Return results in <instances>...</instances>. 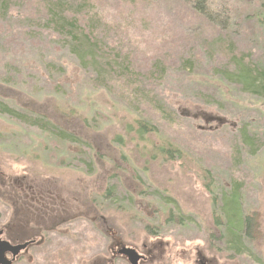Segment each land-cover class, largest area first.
<instances>
[{"label":"rangeland","instance_id":"1","mask_svg":"<svg viewBox=\"0 0 264 264\" xmlns=\"http://www.w3.org/2000/svg\"><path fill=\"white\" fill-rule=\"evenodd\" d=\"M93 2L90 15L95 36L106 44L108 51L119 53L129 64V71L139 78V91L163 106L188 109L178 126L169 130L171 135L161 132L152 141L166 144L169 140L178 145L174 134L184 132L183 127L198 129L204 131L200 135L217 154L208 150L199 153L185 144L182 160L151 164L146 163L151 157L149 149L148 153L143 150L146 143H139L134 156L137 167L130 163L126 167L130 175L141 177L140 196L134 199L137 204L123 201L126 198L120 193L114 196V207L95 199L87 203V170H96V164L90 155L76 153L89 154L86 146L76 143L69 151L62 141L47 139L37 129L0 115V170L14 177L30 172L41 182L52 180L42 186L66 195L69 200L78 194L80 199L72 201L87 204V230L82 231L76 222L69 226L73 228L74 255L67 261L65 256L64 264H78L81 249H87L85 261L106 249L111 225L106 226L104 219L126 241L139 242L149 236L148 230L154 229L171 250L179 252V258L194 255L198 249L208 258L215 256L219 264H256L257 260L264 264V97H251L222 79L220 63L225 56L217 51L218 44L233 40L237 53L264 58V28L259 31L252 20L237 17L233 19L230 40L216 43L217 40L210 42L211 39L199 36L203 29L190 18H178L172 0ZM231 4L234 9L239 8L237 0ZM39 5L40 0H14L9 9L0 5V97H5L4 103L19 112H24L22 107L29 103L35 109L46 107L50 114L60 110L63 117L74 113L94 128L92 135L104 133L109 140L114 135L125 136L129 124L136 129L134 123L140 116L137 109L96 80L93 68L72 52L73 38L60 34L51 25L54 23L42 19ZM210 34L218 36L216 31ZM220 123H226L225 128ZM241 123L249 124V134L257 133L262 147L258 149L256 144L250 149L241 143L242 155L234 160V168L225 158L230 140L239 135ZM135 136L132 130L128 144ZM132 143L130 149L136 146ZM142 169L149 172L150 180ZM239 183L237 199L232 202L231 192ZM89 187L93 192L99 189L97 184ZM127 187L138 191L133 182ZM7 189L12 190V186ZM223 205L229 220L233 213L259 218L257 233L253 228L251 242L244 244L250 258L219 254L211 248L223 234L224 228L216 226L217 222L224 225L226 221ZM166 206L176 213L172 222L163 215ZM67 243L71 242L60 239L56 245ZM177 262L174 264H181Z\"/></svg>","mask_w":264,"mask_h":264},{"label":"trees","instance_id":"2","mask_svg":"<svg viewBox=\"0 0 264 264\" xmlns=\"http://www.w3.org/2000/svg\"><path fill=\"white\" fill-rule=\"evenodd\" d=\"M93 1L40 0L39 6L43 11L42 19L54 23L51 25H55L60 34L64 35L67 33L73 38L72 52L80 57L79 59L83 64L88 63L93 68L97 75L96 80L99 83L102 82V84H105L102 86L110 91L122 95L120 96L121 99L137 109L140 116L134 123L136 129H134L133 124H129L126 127L128 129H125V136L123 134L114 135L110 141L105 138L104 133L100 134L97 132V134L92 135L95 132L94 128L90 125H85L84 122L86 120L76 116L74 113H72L73 115L69 114L63 117L59 113L60 110L52 111V114H50L46 107L42 106L40 109H35L29 103H26L25 107H22L24 112H19L9 108L4 103L5 97H0V115L7 116L19 123L37 129L47 139L62 141L69 151L77 145L76 143H82L86 146L89 154L83 151H77L76 153L79 155H90L96 164V170L93 171L91 168L87 170L88 181L91 180L90 182L87 181L88 183L86 182V190L84 191L87 203H91L95 199L96 202L98 201L104 205L108 204L114 207L116 206L114 196L120 193L121 196L123 195L126 198L123 201L129 200L130 202L131 200L129 204H133L134 206V204H137L134 199L138 195L140 196L139 192L142 188L140 184L141 177L130 175L131 172L126 167L127 163L128 165H133L135 168L137 167L134 156H136L135 152L140 144L146 143V145L143 144V150L148 153L149 149V155L151 156L146 163L151 164L153 162L162 164L182 160L184 155L183 146L185 144L190 145L194 151L199 153H207L204 150L212 151L215 154L217 153L212 145L209 144V141L207 144L204 142L207 140L200 135L201 133L204 134V131L198 129L191 130L183 127L184 132L179 130V134L173 135L175 137L173 140L178 145L169 140L166 141V144H157L152 141L151 138L157 136L159 138L160 134L162 135L161 132L166 134L172 127L178 126L179 121L184 119L186 114H188V109L170 105L163 106L159 104V101L149 98L139 91V78L135 72L132 70L129 71V64L125 59L120 57L119 53L114 55L111 50L109 52L105 46L106 44L103 41H99L97 35L95 36L90 15V9L94 10L92 5L94 3ZM172 1L173 5L177 6L174 10L176 16L178 18H186V20L190 18L194 24H198L199 28L203 29L200 31L199 36L201 35L203 39L205 37L207 41L211 39L210 42L217 40L215 42L220 43L226 38L230 40L232 27L234 26L233 19L237 17H243L244 20H252L253 25L259 31L264 28V0H237L239 3L238 9L233 8L231 4L232 0ZM167 2L168 0H166ZM13 3L14 0H0V5L7 9L11 8ZM168 7L171 8L172 6ZM214 31L217 32L219 38L218 36L213 37L210 34ZM199 36L197 37L198 39ZM261 45L264 49V40ZM235 46L237 44L233 40H230V42L225 41L224 45L218 44V53L224 54L225 56V58L222 57V62L220 63L221 69L219 72L221 73L222 79L225 78L228 84L240 87L244 93L251 97L263 98L264 58H253V55H250V53L246 55L244 53H237L234 48ZM137 70L139 71V69ZM224 95L226 96L225 93ZM224 124L226 123H220V126L225 128ZM240 126L238 131L239 135L237 137L234 136L229 142V148L226 152L228 156L225 158V161L231 163L234 168H236L234 160L238 161L242 155L241 143L250 147V149L256 144H258V149L262 147L257 133H248V123H241ZM132 130H134L136 136L135 139L130 138V144H128L127 140ZM106 140H109V142ZM182 140L184 143H182ZM132 142H135L136 146L130 149L129 145H132ZM115 148L118 151L116 153ZM223 154L225 155V153ZM143 155H145L144 152ZM142 170V173L146 174V177L150 180L149 172L146 169ZM133 172L135 171L133 170ZM129 182H133L138 191H130L127 187ZM94 184H97L99 187L97 192L91 191L89 187V185L92 186ZM240 187V183L236 184L231 192V196L233 197H231L232 202L234 198L237 199V191ZM76 197L79 198L78 194ZM103 200L106 202L103 203ZM163 200L165 201V199ZM168 204L171 205L169 201ZM166 208V210L163 209V215H166L168 217L167 219L170 220L169 222H172L171 220L176 213L174 214V211H170L167 206ZM225 208L226 205H223L222 212L226 216L228 212L227 209L225 211ZM230 218L231 220H229V217L228 219L227 216L225 217L226 221L224 225L218 222L216 223V226L220 229L222 227L224 228L222 230L224 235L222 234L220 238L216 239L211 248L219 254L225 252L237 257L248 256L250 258L249 255L251 254L248 255L246 249H244V244H246L245 242H251L253 228L256 229L257 233V221L259 218L242 216L237 213L231 214ZM108 222L109 226H112L111 222ZM208 232L211 235L213 234V231L208 230ZM147 233L149 236L158 235V232L154 229L151 231L148 230ZM71 255L73 256L74 253ZM256 264L262 263L257 260Z\"/></svg>","mask_w":264,"mask_h":264},{"label":"flooded vegetation","instance_id":"3","mask_svg":"<svg viewBox=\"0 0 264 264\" xmlns=\"http://www.w3.org/2000/svg\"><path fill=\"white\" fill-rule=\"evenodd\" d=\"M13 177L0 170V264H64V257L67 261L74 252L73 228L69 226L76 222L82 231L87 230V204L74 203L72 200L80 198L74 195L69 200L42 186L52 180L41 182L30 172L14 177L16 180ZM9 185L12 190L7 189ZM108 235L105 250L85 261L87 249H81L78 264H219L215 256L208 258L198 249L194 255L179 258V252L171 250L170 244L157 235L139 242L126 241L113 225ZM60 239L71 243L57 246Z\"/></svg>","mask_w":264,"mask_h":264}]
</instances>
